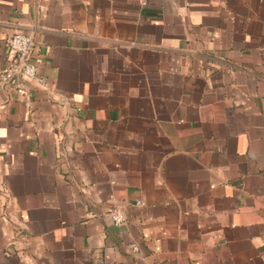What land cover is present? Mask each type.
I'll return each instance as SVG.
<instances>
[{"label":"crops","instance_id":"crops-1","mask_svg":"<svg viewBox=\"0 0 264 264\" xmlns=\"http://www.w3.org/2000/svg\"><path fill=\"white\" fill-rule=\"evenodd\" d=\"M17 30L0 264H264V0H0V73Z\"/></svg>","mask_w":264,"mask_h":264},{"label":"built area","instance_id":"built-area-1","mask_svg":"<svg viewBox=\"0 0 264 264\" xmlns=\"http://www.w3.org/2000/svg\"><path fill=\"white\" fill-rule=\"evenodd\" d=\"M35 48V41L31 33L24 30H17L7 40L8 68L0 73V82L14 80L16 75H20L28 82L44 84L45 78L39 71L36 62L32 59ZM17 90L25 92L24 87L18 84ZM112 222L118 225L125 220L122 210L113 208L110 211Z\"/></svg>","mask_w":264,"mask_h":264}]
</instances>
